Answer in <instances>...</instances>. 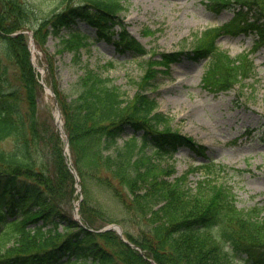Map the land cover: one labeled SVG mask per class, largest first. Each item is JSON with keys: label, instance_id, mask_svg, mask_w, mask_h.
Returning <instances> with one entry per match:
<instances>
[{"label": "trees", "instance_id": "obj_1", "mask_svg": "<svg viewBox=\"0 0 264 264\" xmlns=\"http://www.w3.org/2000/svg\"><path fill=\"white\" fill-rule=\"evenodd\" d=\"M56 1L46 16L35 18L30 0H0V264H155L115 232L95 234L74 219L75 177L58 130L39 118L38 98L44 88L32 65L28 35L12 34L32 29L43 51L49 36H60L66 28L69 35L62 36V43L78 57L91 39L106 38L119 53L142 56L147 49L127 29L121 14L127 5L122 0ZM213 1L240 5L235 26L243 20L264 37V0ZM252 10L259 15L249 23L246 15ZM205 40L197 44V52L211 57L208 87L226 90L251 74L252 63L245 56L231 58L219 50L211 32ZM178 56L164 54L163 62ZM42 61L86 199L91 198L92 184L110 188L115 206L124 212L117 217L97 202L84 201L80 212L88 227L118 220L156 264H264V207L239 208L232 186L215 179L220 165L214 161L171 179L175 169L162 166V159L175 144L190 145L204 156L205 147L173 129L171 119L155 111V99L143 92L129 97L97 67H86L71 96L61 88L55 61L44 53ZM159 62L149 61L140 84L144 90ZM136 124L146 130L142 144L135 135L119 145L117 138ZM7 139H12L10 150L3 146ZM154 143L156 154H149L146 147ZM197 171L204 177L191 186L189 174ZM128 227L135 230L127 231Z\"/></svg>", "mask_w": 264, "mask_h": 264}, {"label": "rangeland", "instance_id": "obj_2", "mask_svg": "<svg viewBox=\"0 0 264 264\" xmlns=\"http://www.w3.org/2000/svg\"><path fill=\"white\" fill-rule=\"evenodd\" d=\"M30 1L35 5V18L46 16L57 4L56 0ZM122 1L127 5L121 14L129 31L156 53L190 50L194 47L197 33L208 27L221 26L233 16L229 10L220 13L209 10L204 0ZM36 20L32 23L35 24ZM67 32L63 29L64 34ZM255 39L253 34L228 33H223L218 39L220 48L232 57L248 52L255 64V75L237 84L233 90L218 93L207 90L202 84L207 68L205 60L195 62L184 58L179 63H173L158 78L154 76V86L147 91L157 99L159 109L171 117L175 130L190 135L207 147L208 157L221 167L214 173L215 179L232 186L239 207L244 208L264 205V44L254 49ZM42 52L55 61L60 85L71 96L75 95L74 84L86 67H97L133 98L142 91L140 84L146 74L148 60L160 58L159 55L151 58L150 55H119L105 38L81 49L78 57L72 49L63 45L61 38L53 35L49 36ZM35 54L36 61H39L41 53ZM109 61H114L113 67L107 65ZM38 108L39 118L48 125H55V101L46 91L38 98ZM3 146L7 150L12 149V139L5 140ZM43 148L46 155L48 148L46 145ZM202 160L203 157L189 148L181 147L164 164L175 163L177 171L174 176H177ZM174 176L171 174V177ZM203 177L201 172L192 173L189 184L195 186L196 181ZM94 185L88 191L91 198L86 199L81 178L80 182H75L74 209L78 206L81 209L84 201L89 205L99 203L98 206H106L112 215L121 217L124 212L115 207L111 189H97Z\"/></svg>", "mask_w": 264, "mask_h": 264}, {"label": "water", "instance_id": "obj_3", "mask_svg": "<svg viewBox=\"0 0 264 264\" xmlns=\"http://www.w3.org/2000/svg\"><path fill=\"white\" fill-rule=\"evenodd\" d=\"M32 42V41H31ZM31 45H33V44H31ZM66 142H67V145H68V140H66Z\"/></svg>", "mask_w": 264, "mask_h": 264}]
</instances>
